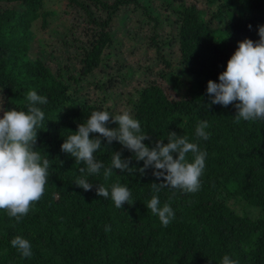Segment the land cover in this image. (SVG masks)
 <instances>
[{
	"label": "trees",
	"instance_id": "obj_1",
	"mask_svg": "<svg viewBox=\"0 0 264 264\" xmlns=\"http://www.w3.org/2000/svg\"><path fill=\"white\" fill-rule=\"evenodd\" d=\"M185 1L178 0V6L172 8L177 66L161 53L156 33L160 19L143 8L154 19V59L165 65L158 73L171 83L176 94L180 87L187 86V94L170 98L158 83L146 78L135 89L124 93L114 90V79L123 83L149 70L148 66L140 70L138 66L110 64L114 54L109 52L113 47L111 21L122 6H141L140 0H68L85 11L91 39L87 46L79 47L82 56L78 75L70 72L66 79L62 71L53 72L40 57H29L32 23L41 18L45 25L50 13L44 10V0H0L21 6L20 10L0 6V92L4 109L26 111L29 90L47 97L48 103L40 105L45 119L38 129L36 147L50 161L43 198L19 223L0 210V264H221L225 255L238 264H264V121L235 123L234 105L208 107L206 94L207 82H219L218 75L234 53L229 44L237 47L245 38L259 39L264 0H206V9ZM90 3L104 15L94 16L88 11ZM210 6L214 10H209ZM96 69H100L102 79L92 82L97 91L89 99L88 93L80 91L90 85L87 77ZM113 95L116 100H124L140 121L142 131L151 136V141H144L146 145L156 140L167 143L169 132H176L206 152L200 190L194 194L177 192L170 202L175 219L167 227L146 208L153 195L159 196L161 205L171 196L168 189L156 193L151 188L152 183L162 180L153 176L152 168L143 176L113 170L108 180L102 168L99 174L86 177L94 185L91 191L74 184L84 165L63 153L61 144L93 111L118 114L108 104H116ZM201 120L208 122V140L195 136ZM121 147L114 141L110 147L102 145L94 155L108 167L113 152ZM132 156L123 150L122 158ZM187 158L191 162V153ZM130 166L143 167V161L133 159ZM114 183L128 187L134 202L131 206L117 209L110 198L96 195L95 185H103L110 192ZM106 225L111 229L108 232ZM17 235L31 243V258H22L11 246V239Z\"/></svg>",
	"mask_w": 264,
	"mask_h": 264
},
{
	"label": "clouds",
	"instance_id": "obj_2",
	"mask_svg": "<svg viewBox=\"0 0 264 264\" xmlns=\"http://www.w3.org/2000/svg\"><path fill=\"white\" fill-rule=\"evenodd\" d=\"M258 36L257 41L248 38L239 41L225 70L218 75L219 82H207L206 94L210 100L207 106L234 105L235 123L241 120L264 121V25L258 26ZM25 98L26 111L15 108L5 110L0 106V210L6 212L9 218H14L16 223L43 198L50 167L49 159L42 157L36 147L38 129L45 119L40 105L48 103L47 97L29 90ZM207 128L206 120L197 123L195 136L198 140L209 139L210 133L205 131ZM145 140L151 141V136L142 131L140 121L129 111L123 110L115 115L108 111H93L86 122L79 123L77 130L65 139L61 151L74 158L76 164L84 165L79 169L81 177L74 181L84 191H91L94 187L86 177L99 174L102 168L105 180L111 178L113 170L143 176L147 169L152 168L153 176L162 180L152 183L151 188L156 193L168 189L171 196L161 205L159 196L153 195L146 208L167 227L175 219L170 202L177 192L194 194L200 190L206 152L200 149L198 143L189 142L187 136L177 135L176 132H169L167 143L156 140L149 146L144 143ZM114 141L122 146L121 150L113 152L110 165L105 167L94 153L102 145L110 147ZM125 149L133 156L122 158ZM189 153L192 155L191 162L187 158ZM133 159L137 163L143 161V167L130 166ZM95 192L98 197L110 198L117 209L134 203L128 187L119 183L112 184L110 192L103 185H95ZM110 230V226L106 225L105 232ZM10 244L22 258L32 257L29 240L17 235ZM221 264L238 262L225 255Z\"/></svg>",
	"mask_w": 264,
	"mask_h": 264
},
{
	"label": "rangeland",
	"instance_id": "obj_3",
	"mask_svg": "<svg viewBox=\"0 0 264 264\" xmlns=\"http://www.w3.org/2000/svg\"><path fill=\"white\" fill-rule=\"evenodd\" d=\"M140 3L141 6H122L111 21L110 34L113 36V44L111 45L113 47L109 49V52L114 54L110 57V64L115 65L118 63L123 66L127 64L135 68L138 66L140 70L148 66L149 70L142 76L133 75L123 83L114 79L116 81L114 90L124 93L127 90L135 89L139 86L136 84L141 79L146 78L158 83L170 98L187 94L186 85L180 87L176 94V90L171 83L158 73L159 70L165 68V65L162 60L154 59L155 47L151 42V35L154 29L151 25L154 19L143 11L145 7L150 15L153 17L157 16L160 19L156 33L162 45L161 53L166 59H170L173 65L177 66L179 51L174 37L175 29L171 25V21L174 18L172 8L178 6V0H140ZM185 3H195L199 8L206 9V0H186ZM4 5L16 10L21 9L18 2L0 3V6ZM87 6L88 11L94 16L104 15L103 10L99 7L91 3L87 4ZM214 8L210 6L209 10H214ZM44 10L50 12L46 24L42 25L41 18L36 19L32 23L33 38L30 43L29 57H40L53 72L62 71L65 79L70 72H72V75H78L79 60L82 56L79 47L87 46L91 39V31L85 11L83 8L69 4L68 0H44ZM208 15L206 18H209ZM216 23L217 20L214 21V25ZM229 47L231 51H235L237 48L231 44H229ZM105 69L108 71V68ZM99 79H102L101 71L96 69L94 75L87 77L90 85L80 92L88 93L86 98L93 99L97 89L92 88L91 84ZM116 101V104L108 103L112 109L119 113L123 110L129 111L124 100ZM0 106L4 107L1 92Z\"/></svg>",
	"mask_w": 264,
	"mask_h": 264
}]
</instances>
